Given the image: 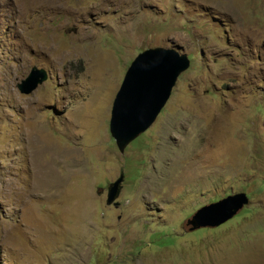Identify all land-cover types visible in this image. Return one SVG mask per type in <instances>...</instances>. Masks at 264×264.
<instances>
[{"label":"rangeland","instance_id":"374dc122","mask_svg":"<svg viewBox=\"0 0 264 264\" xmlns=\"http://www.w3.org/2000/svg\"><path fill=\"white\" fill-rule=\"evenodd\" d=\"M156 47L189 68L121 152L112 102ZM0 264H264V0H0Z\"/></svg>","mask_w":264,"mask_h":264},{"label":"water","instance_id":"95a60500","mask_svg":"<svg viewBox=\"0 0 264 264\" xmlns=\"http://www.w3.org/2000/svg\"><path fill=\"white\" fill-rule=\"evenodd\" d=\"M186 54L161 47L146 49L128 65L110 111L109 131L121 152L143 134L166 104L178 78L189 68ZM28 77L17 85L29 94L48 78L43 68L33 66ZM122 174L107 188L106 204L113 203L121 188ZM248 204L244 193H237L203 205L187 220L192 229L219 227Z\"/></svg>","mask_w":264,"mask_h":264}]
</instances>
